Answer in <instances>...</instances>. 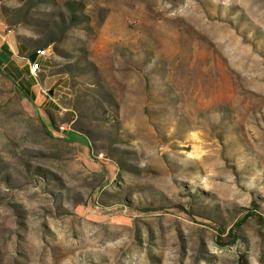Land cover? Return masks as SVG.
<instances>
[{
    "label": "rangeland",
    "instance_id": "rangeland-1",
    "mask_svg": "<svg viewBox=\"0 0 264 264\" xmlns=\"http://www.w3.org/2000/svg\"><path fill=\"white\" fill-rule=\"evenodd\" d=\"M50 39L31 100L0 68V264H264V0H0L23 74Z\"/></svg>",
    "mask_w": 264,
    "mask_h": 264
},
{
    "label": "trees",
    "instance_id": "trees-1",
    "mask_svg": "<svg viewBox=\"0 0 264 264\" xmlns=\"http://www.w3.org/2000/svg\"><path fill=\"white\" fill-rule=\"evenodd\" d=\"M67 4L69 5V11H70V15L68 16V18H69L68 23L74 22L75 15H74L73 10L76 8L69 1H67ZM63 21H65V20H63ZM53 41H55V39H50L49 41H45V42L43 41V42H38V43H34V42L28 40V41L23 42L24 44L18 45L19 51L22 53L25 52L24 56L26 59H28V57L30 56V54L32 52L36 51L37 49L46 48ZM11 57H12V52L10 51L8 44L2 43L0 45V68L5 63L9 64L11 66V69H10V70H12L11 72L13 73V75H15V77L18 78V87L16 89V93L19 96H21L22 98L31 100L30 92L32 90V80H34V78L29 76L28 68H27V74H23L22 69H18V67L14 66L10 60ZM45 123L47 126L46 130L49 133H52V130L49 128L54 125V120H53V117L48 113L46 115ZM74 133H75V136L74 135H72L70 137L67 136V138L72 140V141H75V142H82V143L87 144L88 140H87V137L85 134H81V133H78L76 131H74ZM251 216H257L259 218V220H261L262 223H264V216L261 213L257 212L254 209H248V210H246V212L243 213V216L237 220L235 225L238 226L242 221L246 220L247 218H249ZM233 231H234V229H232L229 232V237H230L231 242L234 240L235 235H236V233H234Z\"/></svg>",
    "mask_w": 264,
    "mask_h": 264
},
{
    "label": "built area",
    "instance_id": "built-area-1",
    "mask_svg": "<svg viewBox=\"0 0 264 264\" xmlns=\"http://www.w3.org/2000/svg\"><path fill=\"white\" fill-rule=\"evenodd\" d=\"M8 31H10V29H8ZM45 52L44 50H38L37 51V58L39 56H42V55H45ZM37 58L34 59V61H29V59H26V62H27V68H28V73H29V76H31L32 78L36 79L37 75H38V72H39V69H40V66H39V62L37 60ZM65 126H60L59 129L60 130H64ZM96 157L98 159L104 157L103 156V153L102 152H98L96 154Z\"/></svg>",
    "mask_w": 264,
    "mask_h": 264
},
{
    "label": "water",
    "instance_id": "water-1",
    "mask_svg": "<svg viewBox=\"0 0 264 264\" xmlns=\"http://www.w3.org/2000/svg\"><path fill=\"white\" fill-rule=\"evenodd\" d=\"M35 58H37V52L35 51V52H32L31 54H30V56L28 57V59H29V61H34V59ZM52 92V90H50V92L49 93H51Z\"/></svg>",
    "mask_w": 264,
    "mask_h": 264
},
{
    "label": "bare ground",
    "instance_id": "bare-ground-1",
    "mask_svg": "<svg viewBox=\"0 0 264 264\" xmlns=\"http://www.w3.org/2000/svg\"><path fill=\"white\" fill-rule=\"evenodd\" d=\"M38 50H44V49H38ZM38 50H37V51H38Z\"/></svg>",
    "mask_w": 264,
    "mask_h": 264
},
{
    "label": "crops",
    "instance_id": "crops-1",
    "mask_svg": "<svg viewBox=\"0 0 264 264\" xmlns=\"http://www.w3.org/2000/svg\"><path fill=\"white\" fill-rule=\"evenodd\" d=\"M7 44H8V41H7Z\"/></svg>",
    "mask_w": 264,
    "mask_h": 264
}]
</instances>
